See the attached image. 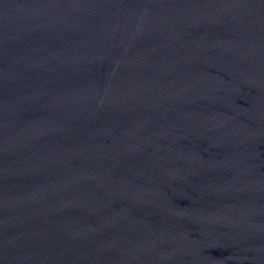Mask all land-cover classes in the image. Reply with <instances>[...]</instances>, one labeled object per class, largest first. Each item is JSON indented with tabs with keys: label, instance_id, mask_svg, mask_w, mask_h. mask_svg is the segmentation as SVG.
<instances>
[{
	"label": "water",
	"instance_id": "1",
	"mask_svg": "<svg viewBox=\"0 0 264 264\" xmlns=\"http://www.w3.org/2000/svg\"><path fill=\"white\" fill-rule=\"evenodd\" d=\"M0 264H264V0H0Z\"/></svg>",
	"mask_w": 264,
	"mask_h": 264
}]
</instances>
